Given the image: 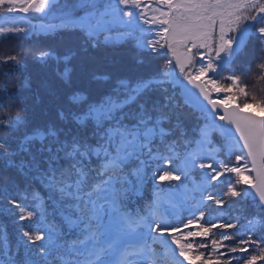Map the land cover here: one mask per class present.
I'll list each match as a JSON object with an SVG mask.
<instances>
[{"label":"snow or ice","instance_id":"6c2138e0","mask_svg":"<svg viewBox=\"0 0 264 264\" xmlns=\"http://www.w3.org/2000/svg\"><path fill=\"white\" fill-rule=\"evenodd\" d=\"M59 2L0 0V13L47 15ZM158 5L163 7L145 5L143 0H79L76 9L58 14L56 24L40 25L39 29L0 27V35L79 31L93 48L132 39L139 49L158 53L165 50L164 54L170 52L173 58L166 62L170 69L165 73L167 79H120L99 100H90L83 91L73 90L67 97L68 106L57 110V120L65 127H35L20 138L15 149L0 138V160L7 167H16L22 175L38 179L49 192L44 198L34 191L31 207L10 192L5 195L7 205L0 206V213L7 212L16 219L19 235L12 245L6 226L0 224V264H155L154 245H160L165 255L171 254L170 264H183L179 257L188 264L194 260L200 264H264V235L257 238L255 232L257 226L264 231V114L248 111L258 108L264 112V99L253 97L251 103H240L238 94H248L240 86L239 77L230 76L231 83L222 85L210 76L238 42L244 41L251 26L259 23L258 18L264 20V0H158ZM76 10H82L81 14L77 15ZM137 30L150 32L155 38L141 40ZM255 31L264 38V25ZM34 59L42 65L50 60L62 65L59 79L65 87L71 86L72 54L59 56L47 50ZM197 59L200 66L193 71ZM9 61L20 63L17 55L4 58V63ZM176 67L188 84L199 90L210 109L177 78ZM178 85L180 90L176 91ZM154 86L165 94L149 104L142 97ZM213 93L225 95L213 99ZM16 96L20 101L16 115L0 121V128L16 131L27 127V109L19 85ZM177 97L182 98L184 106L199 109L209 119L199 131L196 148L182 159L175 154V142L167 139L172 130L164 126L172 122L175 110L181 107ZM216 130L229 139V154L236 153L235 163H217L215 154L220 149L212 147L211 139ZM36 143L40 144L41 158L31 154V146ZM20 153L28 154L29 159L15 161ZM149 167L154 184L170 185L168 201L173 209L194 200L197 192L201 203L212 201L223 208L228 200L206 193L212 181L230 173L235 176V184H229L223 196L241 201L258 197V213L252 219L245 218L246 222L236 219L200 224L198 230L187 232L182 228L204 221V211L182 227L173 226L168 215L159 211L160 197L149 206L156 211L148 215L132 213L127 202L139 194ZM197 168L203 170L200 183L183 195L181 184L172 182H181ZM252 173L254 178H250ZM238 185L244 187L238 190ZM0 192H7V185L0 187ZM46 199L51 201V211ZM25 221L29 222L27 228ZM214 229L220 230L219 238ZM238 234L241 238L236 243H225ZM196 238H200L198 244L194 243ZM194 247L210 248L211 252L206 255L199 251L192 257L189 253ZM233 253L246 255L237 257Z\"/></svg>","mask_w":264,"mask_h":264},{"label":"trees","instance_id":"16d2710c","mask_svg":"<svg viewBox=\"0 0 264 264\" xmlns=\"http://www.w3.org/2000/svg\"><path fill=\"white\" fill-rule=\"evenodd\" d=\"M81 10H76V13ZM15 15L12 20H6L10 27H24L26 29L35 26L36 29L42 24H56L58 19L45 18L36 13L21 14V12L8 13ZM259 20L258 24L251 26V31L246 35L241 47L238 48L231 56L228 63L217 69L211 75V78L217 80L222 85L230 84L228 79L230 76L239 77L240 86L244 87L247 96L238 94V102H252L255 97L257 101L264 99V38L256 34V28L264 25V20ZM146 28V26H142ZM117 29L116 31H123ZM136 36L141 40L154 39V35L150 32H140L137 30ZM135 41L132 39L120 45H104L98 44L95 48L90 42L86 41L83 33L79 31H67L57 29L51 33H41L39 31L31 32L30 34H12L4 33L0 36V121L5 118L15 116L17 107L20 104L19 98L16 96L17 86L22 89L24 96V107L27 109L24 115L27 116V127L13 131L8 128H0V138L5 139L15 149L20 138L30 132L35 127H46L49 124H54L56 127H65V125L57 120V110L61 107H66L67 97L73 90H81L86 93L90 100H99L101 96L111 91L117 80L127 79L136 81L138 79H167L165 73L170 71L167 68L166 62L172 59L170 54H164L165 51L153 52L150 49H139L135 46ZM51 50L59 56L72 54L71 66L73 68L72 84L70 87H65L59 79L58 73L62 71V65L55 61H49L47 64H40L35 61L34 56L41 51ZM17 55L19 64L9 61L4 63V58ZM200 66L197 59L195 69ZM104 77L107 79H95V77ZM27 84L25 85V81ZM185 80V79H183ZM179 86L176 91H179ZM173 89L169 86V93ZM165 93L159 86H154L148 91L142 99L149 104L154 101L161 100ZM224 93L215 94L214 98H222ZM181 102V107L175 110L171 123H166L164 126L171 129V133L167 138L169 141L175 142V154L179 158H183L187 152L196 148V141L199 139V131L209 123V119L205 113L200 112L193 106H184L182 98L177 97ZM134 107V106H133ZM250 110L260 112L258 108ZM178 125V126H177ZM213 141L212 147L219 148L220 151L215 154L217 163L223 162L228 164L235 163V152L230 153L229 139L221 134L219 130L213 131L211 134ZM40 144L36 143L31 146V154L41 158L43 154L39 153ZM168 155L167 152L164 153ZM15 161L28 160L29 155L20 153L14 157ZM208 162V161H205ZM162 164V162H161ZM216 166V165H214ZM203 170L194 169L191 175L187 178L182 177L181 182H172V185L181 184L180 192L184 193L193 189L200 183ZM148 178L141 186L139 194L130 197L127 202L128 211L139 213L140 215H148L154 211V207L149 206L153 201L160 197V204L163 199L169 194L170 185L167 182L156 185L152 178V168L146 169ZM252 178V174L250 176ZM229 184H235L234 174H226L219 181H212L211 186L206 194L220 196L228 203L223 207H217L212 201H204L201 203L199 192L195 194L194 200H187L183 207L173 209L172 204H168L171 210V217L179 214L177 218H170L173 226H183L188 219L199 215V211L205 212L204 221L199 224L194 223L188 228L182 230L196 231L200 224L208 226L215 223L211 220L213 216L219 217V222H235L240 219L246 222V219H252L258 213V204L255 200L245 198L241 200H233L230 197H224L223 193L227 191ZM7 185V192H0V206H6L7 201L4 199L9 192L15 196L26 207H31L34 203L31 199L33 192H38L42 197L49 196L48 190L41 185L38 179H33L31 176L22 175L16 167H7L4 160H0V187ZM244 186L238 185V190ZM197 197L199 200H197ZM165 200V199H164ZM197 200V201H196ZM49 211L52 209L50 200H45ZM189 205V206H187ZM189 207H195L197 212L190 213ZM56 220L60 222L57 216ZM0 224L7 228V235L10 243L15 245L18 240L17 221L7 212L0 213ZM27 228L29 222H23ZM256 236L259 238L264 235L259 226L255 229ZM216 238H219L220 230L214 229ZM241 238L238 234L232 241L225 243L234 244ZM243 238H247L243 234ZM200 238H196L198 244ZM199 251H204L206 255L211 252V249H199L195 247L190 256L195 257ZM224 251V249H221ZM233 256H243V253H233ZM193 264H200L198 260H194ZM235 264V262H234ZM242 264V261L240 262Z\"/></svg>","mask_w":264,"mask_h":264},{"label":"rangeland","instance_id":"374dc122","mask_svg":"<svg viewBox=\"0 0 264 264\" xmlns=\"http://www.w3.org/2000/svg\"><path fill=\"white\" fill-rule=\"evenodd\" d=\"M78 2H79V0H60V2L57 5V7L55 9H53L49 14H47V15L39 14V13H36V14L37 15H40L42 17H45V18H55V17L57 18L58 14L60 12H63V11H66V10H74V9H76V5L78 4ZM143 4H145V5L151 4L152 7H163L162 5H158V0H143ZM84 10H88V9H84ZM165 10H167V9H165ZM81 12H82V10L80 12L76 13V14L77 15H80ZM29 13H32V12H29ZM21 14H25V13H22L21 12ZM151 14H152V12H151V8H150L149 9V15H151ZM14 18H15V15L8 14L7 12L0 13V27H8V28H11L10 25L7 24V21L6 20H12ZM42 25L47 26L46 24H42ZM143 26H146V28H147V25H143ZM39 27H38V29H39ZM250 31H251V28H250ZM243 42H238L237 46L234 47L232 54L238 48L241 47V45H242ZM168 53L171 56V53L170 52H168ZM232 54L230 56L226 57L224 60H222V61L219 62L220 63V67H222L224 64H226V63H228L230 61ZM171 58H172V56H171ZM220 67H218V69ZM193 71H195V67L193 68ZM175 74H176L177 78H179V80L181 82L183 81V79H185V77L179 72V68L178 67L175 68ZM182 194L183 195H188L187 192H184ZM168 195L166 196L165 201H164V203H166V204L169 203V201H168ZM197 200H199L198 197H197ZM187 206H189V205H187ZM190 209H191L190 210V213L191 214H194V213L197 212V209L195 207H190ZM159 211H161V212H163L165 214V211H164V208L163 207ZM211 220H215V222H217L219 220V218L217 219V216H213L211 218ZM153 247L155 248V250L157 252V255L155 257V264H170V255L171 254L165 255L164 250H163V248H161L160 245H154ZM177 256H178V252H177ZM179 260L182 261L183 264H188V261H185L184 258H182V257H179Z\"/></svg>","mask_w":264,"mask_h":264},{"label":"water","instance_id":"95a60500","mask_svg":"<svg viewBox=\"0 0 264 264\" xmlns=\"http://www.w3.org/2000/svg\"><path fill=\"white\" fill-rule=\"evenodd\" d=\"M214 73H210V75H213ZM182 84H184V85H186L189 89H191L202 101H203V97L202 96H200V94H199V90L198 89H196L193 85H191V84H188V81H187V79H185L183 82H182ZM180 90V89H179ZM212 98L213 99H216V98H214L213 97V94H212ZM203 103L205 104V105H207V101H203ZM207 107L210 109V105H207ZM195 108V107H194ZM197 109V108H196ZM197 110H199V109H197ZM200 111V110H199ZM248 111H252V110H249L248 109ZM200 112H202V111H200ZM202 113H204V112H202ZM219 114H222V111L219 113ZM259 114H264V113H259ZM218 123H223V122H219L218 121ZM234 130V129H233ZM255 177V173H252V178H254ZM249 198V200H255V201H257V204H258V197L256 198V199H253V197L252 196H249L248 197Z\"/></svg>","mask_w":264,"mask_h":264}]
</instances>
